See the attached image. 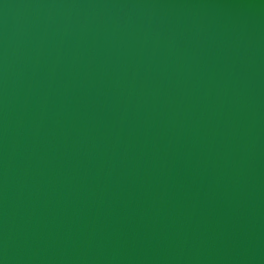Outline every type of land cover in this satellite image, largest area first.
Masks as SVG:
<instances>
[{
	"label": "water",
	"instance_id": "obj_1",
	"mask_svg": "<svg viewBox=\"0 0 264 264\" xmlns=\"http://www.w3.org/2000/svg\"><path fill=\"white\" fill-rule=\"evenodd\" d=\"M0 264H264V0H0Z\"/></svg>",
	"mask_w": 264,
	"mask_h": 264
}]
</instances>
